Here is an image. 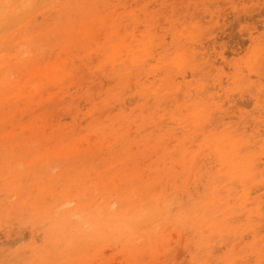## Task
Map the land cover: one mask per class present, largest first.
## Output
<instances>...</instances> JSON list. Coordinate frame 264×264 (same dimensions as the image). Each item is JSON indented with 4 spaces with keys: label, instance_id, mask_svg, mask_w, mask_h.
Masks as SVG:
<instances>
[{
    "label": "rangeland",
    "instance_id": "1",
    "mask_svg": "<svg viewBox=\"0 0 264 264\" xmlns=\"http://www.w3.org/2000/svg\"><path fill=\"white\" fill-rule=\"evenodd\" d=\"M36 1L20 22L0 20V64H5L0 65V80L10 77V69L9 79L15 82L31 67L64 58L71 76L62 84L44 79L41 91L29 87L24 77L10 90L0 81V94L8 93L7 101L0 102V264L150 262L146 228L139 230V238L91 229L94 217L111 210L139 212L142 202L133 190L146 188V182L151 183L147 197L170 195L181 201L186 216L197 214L177 222L172 213L150 225L151 230L165 229L166 235L156 264H264V0ZM100 15L107 16L106 25ZM83 24L93 39L82 43ZM110 29L120 39L149 35V61L132 64L123 56V64L121 58L106 62L119 39ZM29 36L33 42H22ZM38 48L46 49V55L37 53ZM20 49L27 54L19 55ZM180 53L186 54L181 68L173 60ZM195 103L205 108L198 119L192 115ZM223 135L239 142L238 156L255 160L246 182L252 193L245 209L240 206V181L227 178L212 145ZM85 138H93L92 144ZM64 143L93 146L71 163L61 157L51 160L49 169L32 163ZM113 157L119 161L109 170ZM115 173L120 176L113 182ZM134 174L140 178L133 179ZM214 187L226 203L217 210L207 205ZM214 211H219L222 227L210 233L200 219ZM209 236L213 248L200 250ZM140 250L145 252L142 259L137 257Z\"/></svg>",
    "mask_w": 264,
    "mask_h": 264
},
{
    "label": "bare ground",
    "instance_id": "2",
    "mask_svg": "<svg viewBox=\"0 0 264 264\" xmlns=\"http://www.w3.org/2000/svg\"><path fill=\"white\" fill-rule=\"evenodd\" d=\"M185 1V0H184ZM4 2H5V0L3 1V0H0V20L2 19L3 21H5L6 19H10V21H17V22H20L21 21V17L20 16H22L24 13H25V11L29 8V6H31L34 2H37L36 0H9V1H7L6 0V4H8L9 6L7 7L5 4H4ZM12 2H17V4L16 3H12ZM56 2V1H55ZM16 4V5H15ZM133 5V4H132ZM54 6H55V4H54ZM101 7H102V4H101ZM115 9V8H114ZM118 9V8H117ZM107 10V9H106ZM115 11V10H114ZM102 13H103V11H101ZM100 12V13H101ZM105 12V11H104ZM109 13L110 12H108L107 13V15L108 16H110L109 15ZM111 14V13H110ZM126 14V13H125ZM131 14V13H130ZM50 16V15H49ZM101 16V15H100ZM113 16V15H112ZM116 16H118V15H115V17ZM102 17V16H101ZM100 17V18H101ZM105 17H107V16H104V17H102L103 18V21L100 19V21H101V23L103 24V25H106V23L108 22V20H105L104 18ZM111 17V16H110ZM255 17V16H254ZM70 18H71V16H70ZM94 19H95V17H93ZM117 18V17H116ZM90 20H93L92 18L90 19ZM122 20V19H121ZM126 20V19H125ZM92 22V21H91ZM126 22V21H125ZM84 23V22H83ZM123 21L121 22V26H120V28L123 26ZM132 24V23H131ZM130 24V25H131ZM80 25V24H79ZM91 27V26H90ZM118 27V26H117ZM131 27H133V26H131ZM141 27V26H140ZM27 28H29V26L27 27ZM84 28V30L83 31H80L79 32V34H81L82 35V38H81V40H82V43L83 42H88V41H91L92 39H93V37H92V35H91V33H90V31H89V28L86 26V24H83L82 25V29ZM113 28V27H112ZM126 28V27H125ZM130 28V27H129ZM128 28V29H129ZM82 29H80L79 28V30H82ZM90 29H92V28H90ZM127 29V28H126ZM132 29H134V28H132ZM78 30V31H79ZM100 30V29H99ZM105 30V29H104ZM106 30H108L109 31V28L108 29H106ZM111 30V29H110ZM101 31V30H100ZM108 31H107V33H108ZM112 31V30H111ZM119 31H121V30H119ZM136 31V30H135ZM134 31V32H135ZM106 32V31H105ZM54 34V33H53ZM97 34H99V32L97 33ZM100 34H101V36L103 37L104 36V34H103V32H100ZM99 34V35H100ZM103 34V35H102ZM144 34V33H143ZM99 35H97V37L99 36ZM136 35V34H135ZM134 35V39L132 40V39H123V38H121L120 39V37H118V35H117V33H116V31H112V37H118L119 39H118V41L117 42H115V43H113V45H112V51L110 52V55H108V59L106 60V62H111V63H115L116 61H118V60H120V58L122 59L123 58V56H125V57H130V60H131V62H132V64H137V63H139V62H147V61H149V59L147 60V56H148V54H149V49H150V46H151V37H149V35H145L144 36V38H143V40H138V39H136L135 37H138V36H135ZM101 36H99L100 38H101ZM238 36V35H237ZM96 37V36H95ZM99 37L97 38V39H99ZM125 38V37H124ZM33 39H34V37H26L22 42H24V41H29V42H33ZM95 39V38H94ZM96 39V40H97ZM102 39V38H101ZM107 39H108V37H107ZM100 40V39H99ZM21 42V43H22ZM93 44V43H92ZM77 45V44H76ZM12 47H14L13 45H12ZM2 48V47H1ZM12 49V48H11ZM14 49V48H13ZM22 49H24V46L22 47ZM29 49V48H28ZM43 50H44V48H42ZM40 50V48H38V52L37 53H42V54H45L46 53V49L44 50V52H43V50H42V52L41 51H39ZM10 51V50H9ZM17 51H19L18 49H17ZM12 52V51H11ZM21 52L24 54V56H25V54H27V53H25L26 52V49H25V51L24 50H21L20 49V52H18V54L20 55L21 54ZM10 53V52H9ZM13 53V52H12ZM36 53V54H37ZM49 53V52H48ZM48 53H47V57H49L48 56ZM90 53V52H89ZM123 53L125 54V55H123ZM16 54H17V52H16ZM23 54H21V55H23ZM38 54V55H39ZM30 56L32 55V54H29ZM41 55V54H40ZM46 55V54H45ZM51 55V54H50ZM1 56H2V54H1ZM4 56V55H3ZM15 56V55H14ZM23 56V57H24ZM32 56H34V55H32ZM42 56V55H41ZM93 56V55H92ZM13 57V56H12ZM20 57H22V56H20ZM38 57H40V56H38ZM45 57V56H44ZM65 57V56H64ZM67 57V56H66ZM150 57V56H149ZM14 58V57H13ZM12 58V60H17V59H13ZM259 58V57H258ZM30 59L32 60L33 58H31L30 57ZM38 59V58H37ZM54 59H55V57H54ZM60 59V58H59ZM75 59V58H74ZM18 60H20L19 59V56H18ZM30 60V61H31ZM40 60V59H39ZM43 59H41V61H42ZM46 60V59H45ZM44 60V61H45ZM174 61H175V64L179 67V68H181L182 66H183V64L185 63V61H186V54L185 53H180V54H177L176 55V57H174V59H173ZM260 60V59H259ZM3 61L4 60H2V63H3ZM10 61H11V58H10ZM37 61V60H36ZM40 61V62H41ZM44 61L42 62V63H44ZM54 61V60H53ZM151 61V60H150ZM8 62V61H7ZM39 62V61H38ZM123 62H124V60L122 59L121 60V63L123 64ZM1 63V64H2ZM27 63H29V62H27ZM37 63V62H36ZM0 64V65H1ZM4 64V63H3ZM67 64H68V59L67 58H64V59H62L61 61H60V63H58V62H55V63H46L45 62V64L43 65V64H41V65H43V66H41V65H39L38 67H36V68H33V67H31V68H29V70L27 71V72H24V74H21L24 78H26V80H25V83H27V84H29V87H33L36 91L38 90V91H41L43 88H44V86H45V81H44V79L46 80V82L47 83H57V84H62L67 78H69L70 76H71V70L67 67ZM5 65V64H4ZM3 66V65H2ZM23 69V68H22ZM22 69H20V71L22 70ZM143 70V69H142ZM7 73V72H6ZM7 75H10V77H8V78H6V77H4V78H6V79H4V80H2L3 81V84H4V86H5V88H6V90H10L11 88H15L16 86H18L19 85V82H20V80L23 78V77H21V79L20 80H18V81H16L15 80V82L14 81H11L9 78H11L12 79V77H11V69H10V72L8 71V73H7ZM6 76V75H5ZM2 78H3V76H2ZM151 78V77H150ZM0 80V81H1ZM70 81H72V80H70ZM76 82V81H75ZM23 83V82H22ZM72 83V82H71ZM77 83V82H76ZM26 86V85H25ZM25 86H24V89H25ZM28 87V88H29ZM51 87V89H52V85L50 86ZM49 87V88H50ZM22 88V87H21ZM27 88V89H28ZM26 89V90H27ZM53 89H55V88H53ZM23 89H21V90H19V93H21L22 95L24 94V95H26L27 94V91L25 90V92H26V94L24 93V90L22 91ZM49 90V89H48ZM15 91V93L17 94L18 93V91H16V90H14ZM21 91V92H20ZM31 91H32V89H31ZM30 92V91H29ZM43 93H46L45 91H42ZM56 92V91H55ZM43 93H41L42 95H43ZM8 94V93H7ZM7 94L5 93V95H1L0 94V102L3 104V103H5L6 101H7ZM13 94V93H12ZM60 95L61 93H57V95ZM54 95V94H53ZM52 95V97L51 98H54V99H56L55 98V96H53ZM9 96V95H8ZM17 96H19L18 94H17ZM40 95H38V97H39ZM20 97H22V96H19V98ZM34 98H36V97H34ZM50 98V97H49ZM58 98V97H57ZM54 101V100H53ZM56 101H57V99H56ZM248 102V101H247ZM81 104V103H80ZM247 104V103H246ZM19 105H22V104H19ZM250 105V104H249ZM6 106H4V108H5ZM249 107V106H248ZM6 109V108H5ZM18 109V108H17ZM205 108H201L200 109V107H199V105L197 104V103H195L194 104V113L192 114L193 115V117L194 118H196V119H198V117L200 116V115H203L202 114V112H203V110H204ZM32 110V109H31ZM30 110V111H31ZM55 110V109H54ZM161 111V110H160ZM28 112V111H27ZM16 115H18V112H17V110H16V113H15ZM15 115V116H16ZM54 116V115H53ZM17 117V116H16ZM24 117H25V115H24ZM55 118V117H54ZM36 119V118H35ZM228 119V118H227ZM34 120V119H33ZM50 120V119H49ZM165 120V119H164ZM54 121V120H53ZM36 122H40L39 120L38 121H36ZM30 124V123H29ZM8 126V125H7ZM131 127H133V126H131ZM19 129V128H18ZM133 129V128H132ZM15 130H17V128H15ZM47 130V129H46ZM117 130V129H116ZM100 131V130H99ZM108 131V130H107ZM118 131V130H117ZM129 131H131V129L129 130ZM156 131V130H155ZM206 131V130H205ZM11 132V131H10ZM10 132H8V133H10ZM46 132V131H45ZM113 132V131H112ZM111 132V133H112ZM130 133V132H129ZM139 133H141V132H139ZM142 133H143V131H142ZM22 134V133H21ZM47 134V133H46ZM113 134H115V133H113ZM112 134V135H113ZM117 134V133H116ZM131 134V133H130ZM88 135V134H87ZM87 135H85L86 137H87ZM119 135V134H118ZM123 135V134H122ZM132 135V134H131ZM36 136H38L37 134H36ZM144 136V135H143ZM46 136H44V138H45ZM92 137H95V136H92ZM104 137V139H105V136H103ZM108 137V136H107ZM90 138V137H89ZM108 138H110V137H108ZM40 138H36L35 140H34V142L35 141H38ZM93 139V138H92ZM91 139V140H92ZM85 140H89L90 141V144H92L91 142L93 141H91L90 139H88V138H85ZM102 140V139H101ZM113 140V139H112ZM165 140V139H164ZM29 139H28V143H29ZM103 141V140H102ZM109 141H110V139H109ZM32 142V141H31ZM165 142V141H164ZM174 142V141H173ZM84 143V142H83ZM82 143V144H83ZM103 143H105V145H108V141H106V140H104V142ZM167 143V142H166ZM30 144V143H29ZM32 144H34L33 142L30 144V145H32ZM47 144H49V142L47 143ZM46 144V145H47ZM86 144V143H85ZM88 145L87 147H84V148H82L81 146H80V144H78V143H75L74 145H72V144H70V143H64L63 145H62V147L61 148H56V149H53V150H51V151H44L42 154H40V155H38V156H36L35 157V161H32V163H36V164H38L39 163V165L40 164H43V166H48L49 164H50V162H51V160H53L54 158H57V157H61V158H64L65 159V161L67 162V163H69L70 161H71V158H78V157H80L82 154H83V152H85V154L86 153H90L91 152V150H90V148H91V146H93V145ZM97 144V143H96ZM112 144V143H111ZM154 144V143H153ZM168 144V143H167ZM214 144V150H215V152H216V154L219 156V158H220V161H221V163H222V165L224 166V169H225V175L227 176V178L228 179H230L231 181H233V180H235V179H238L240 182V184H241V187H242V192H241V194H240V206L243 208V209H245L247 206H248V204H249V202H250V200H251V189L250 188H248L246 185V182L249 180V179H251V177L253 176L252 175V172H253V168H254V166H255V164H254V161L255 160H252V159H247V158H243V157H240V156H238V154L237 153H239V151H240V149H241V147H240V145H239V142L236 140V139H234V137H230V136H227V135H223V136H219V137H217L214 141H213V143H212V145ZM45 145V146H46ZM48 146V145H47ZM46 146V147H47ZM83 146H85L84 144H83ZM103 146H104V144H103ZM134 146V145H133ZM39 147V146H38ZM106 147V146H105ZM172 147V146H171ZM103 148V147H102ZM161 148V147H160ZM134 149V148H133ZM227 149H229V150H227ZM85 150V151H84ZM159 151V150H158ZM38 152V151H37ZM129 152H130V149H125V153L127 154V155H129ZM202 152H203V148H202ZM241 152V151H240ZM262 153V152H261ZM133 154V153H132ZM131 154V155H132ZM201 154V153H200ZM130 155V156H131ZM185 156H186V151H184L183 152V158H185ZM247 159V160H246ZM118 160V158L117 157H113L112 158V161H111V165H110V167H109V170H114V167H115V164L113 163V162H115V161H117ZM119 161V160H118ZM12 162V161H11ZM72 162V161H71ZM70 162V163H71ZM199 161H197V163H198ZM144 163V162H143ZM142 164V163H141ZM18 165H19V167H20V163H18ZM54 165H56V164H54ZM53 165V166H54ZM143 165V164H142ZM141 165V166H142ZM193 165H196L195 163L193 164ZM41 167H43L42 165H40ZM53 166H52V168H53ZM57 166H58V164H57ZM21 167H22V165H21ZM50 167V166H49ZM49 167H47L48 169H49ZM59 167V166H58ZM71 167V166H70ZM99 167H101V166H99ZM24 168V167H23ZM23 168H21V169H23ZM27 168V167H26ZM54 168H56L55 166H54ZM203 168V167H202ZM47 169V170H48ZM20 170V169H19ZM193 170V169H192ZM53 171V170H52ZM65 171V170H64ZM69 171V173L72 171V169H71V171H70V169L68 170ZM67 171V172H68ZM30 173V172H29ZM90 173H92V171L90 172ZM141 173V172H140ZM31 174V173H30ZM51 174H53V173H51ZM32 175V174H31ZM31 175H29V176H31ZM91 175V174H90ZM81 176V175H80ZM96 178H98V175H97V173H96ZM120 176V174H118V173H115V174H113V176L111 177V180L113 181V182H115V181H117L116 180V178L117 177H119ZM193 176V174L191 175V177ZM28 177V176H27ZM33 178V177H32ZM134 178H136V179H138V178H140V175L139 174H134V176H133V179ZM190 178V177H189ZM28 179H29V177H28ZM94 179V178H93ZM191 179V178H190ZM190 179H188V181L190 180ZM16 180V179H15ZM187 180V179H186ZM11 181V180H10ZM9 181V182H10ZM27 181H29V180H27ZM93 182L95 183L96 181L95 180H93ZM249 182V181H248ZM29 183H31V181L30 182H28V185H30ZM92 183V182H91ZM188 183V182H187ZM190 181H189V185H190ZM9 184H11V183H9ZM27 184V183H26ZM100 183H98L97 182V185H99ZM145 184V186H146V188L145 187H142V188H139L138 190L137 189H134L133 190V193H134V195H136L137 197H139V201H141L142 202V205L139 207V209H140V211L139 212H137V213H135V214H126L123 210H120L119 212L117 211V210H111L109 213H108V215L107 216H105V215H102L103 217H100V218H97V217H94L93 218V220H92V222H91V229L93 230V231H95L96 229H105L106 230V232L107 233H113V232H116V233H118L120 236H124V234H130V235H133L134 237H136V238H139V237H142L141 236V232H139V230L140 229H142V228H146L145 230H146V232H145V234H146V237H148V239H150L151 240V244H152V246L149 248V250H150V252H152L153 253V259L150 261V262H145V261H141L140 263L141 264H156L157 263V260L159 259L158 258V255H159V251H160V246H162L164 243H166V239L164 238L166 235H165V229H164V232H163V230L161 229V228H155V229H153V230H151L150 229V225L153 223H155L156 221H159V220H166V219H169V217H170V215H172V213H175V217L176 218H178L177 219V222L178 221H180V219H183L184 218V220H188V217H191V218H193V217H195V218H197V214H195V215H191V216H186V215H188L187 214V212H184V211H182V209H183V205L181 204V201H179V200H173V199H170L169 197H170V195H162V196H158V195H156V196H153V197H147V195H144V193H146L145 192V190L147 191L149 188L151 189V183L150 182H146V183H144ZM186 186H184L186 189H187V187L189 186L188 184H185ZM249 185V184H248ZM90 187V186H89ZM88 187V188H89ZM200 187V186H199ZM19 188H21V186L19 187ZM99 188H101V187H99ZM98 188V189H99ZM262 189V188H261ZM260 189V190H261ZM56 190V189H55ZM54 190V191H55ZM87 190V189H86ZM155 190V189H154ZM117 191V190H116ZM13 192V191H12ZM51 192H53V191H51ZM87 192V191H86ZM222 191H220L219 190V187H214L213 188V191H212V195L210 196V199H209V201H208V203H207V205L209 206V207H211V208H214V210H217V206H220L221 205V202L223 203V201H222V199H221V197H220V193H221ZM50 193V192H49ZM102 193V192H101ZM127 193H128V191H127ZM178 193V192H177ZM180 193H182L181 191H180ZM261 193V192H260ZM11 194H13V193H11ZM16 194V193H15ZM103 194V193H102ZM185 194V193H184ZM262 194V193H261ZM14 195V194H13ZM13 195H11L10 196V194H9V197H14ZM55 195V194H54ZM87 195V194H86ZM109 195V194H108ZM112 195V194H111ZM186 195V194H185ZM184 195V196H185ZM253 195V194H252ZM178 196H179V193H178ZM31 197V196H30ZM50 197V196H49ZM145 197H147V198H145ZM182 197V196H181ZM53 198V197H52ZM114 198V197H113ZM112 198V199H113ZM133 198V197H132ZM10 199V198H9ZM99 199V198H98ZM189 199V198H188ZM130 200V199H129ZM132 200V199H131ZM255 201V200H254ZM26 202V201H25ZM62 202V201H61ZM71 202V201H70ZM79 202V201H78ZM101 202V201H100ZM110 202V201H109ZM138 202V201H137ZM75 203V202H74ZM62 204H63V202H62ZM223 204H226V203H223ZM86 205V204H85ZM115 205V204H114ZM60 207H63L62 205H59ZM228 206V205H227ZM55 207V206H54ZM54 207H52V209L54 208ZM60 207H58V208H60ZM58 208H56V209H58ZM100 208H102V207H100ZM51 210V209H50ZM54 210L55 209H53L51 212L52 213H56V212H54ZM129 210V209H128ZM239 210H242V209H239ZM220 211V210H219ZM219 211H214V214H213V216H211V217H209V218H207L206 219V217L205 218H202V219H200L201 221H203L204 222V226L206 227V230H208L210 233H212V232H218V231H220V229H221V225H220V221H218V219H219V216H220V213L222 214V215H224L226 212L225 211H220V213L219 214H217ZM194 212H196L197 213V211H194ZM47 213V212H46ZM256 213V212H255ZM101 214V211L99 212V215ZM110 214V215H109ZM258 214V213H257ZM9 215V214H8ZM47 215H51V213L50 214H46V216ZM259 215V214H258ZM42 218H44V217H42ZM80 218V217H79ZM77 219H78V217H77ZM82 225V224H81ZM159 225V224H158ZM157 225V226H158ZM83 226V225H82ZM167 228H169V226L167 227ZM177 227H175V229H176ZM85 229L87 230V228L85 227ZM89 229V228H88ZM173 230V233L175 232V231H177V230ZM173 233L171 232V236L173 235ZM176 233V232H175ZM174 233V234H175ZM168 234V233H167ZM212 235V234H211ZM35 236V235H34ZM37 238V237H36ZM130 238V237H129ZM215 238V237H214ZM154 239V240H153ZM182 239H183V237H182ZM250 239V238H249ZM26 240V239H25ZM153 240V241H152ZM172 240V238L170 239V241ZM24 241V240H23ZM133 241V240H132ZM182 241V240H181ZM22 242V241H21ZM171 243V242H170ZM212 243V239H211V236H209V237H207V239H203L202 240V244L200 245V250H203V251H205V250H208V251H210L212 248H213V246L212 245H210ZM7 243H5V245H6ZM9 244V243H8ZM21 244V243H20ZM19 244V245H20ZM172 244V243H171ZM181 244H182V242H181ZM10 245V244H9ZM132 245L133 246H135L136 245V243L133 241L132 242ZM132 246V247H133ZM158 247L160 248V249H158ZM216 250V249H215ZM111 251V250H110ZM216 251H218V250H216ZM215 251V252H216ZM108 252V251H107ZM107 252H105V253H107ZM167 252V251H166ZM179 252V251H178ZM45 252L43 251L42 252V254H44ZM217 253V252H216ZM144 254H145V252H143L142 250H140L138 253H137V257H140L141 259H142V256H144ZM166 255V254H165ZM164 255V256H165ZM183 255V254H182ZM119 257V256H118ZM162 257V256H161ZM161 257H160V259H161ZM251 258V257H250ZM253 258V257H252ZM118 259V258H117ZM140 259V260H141ZM253 260V259H252ZM232 263H234V262H232ZM199 264H207V261H202V262H200Z\"/></svg>",
    "mask_w": 264,
    "mask_h": 264
}]
</instances>
